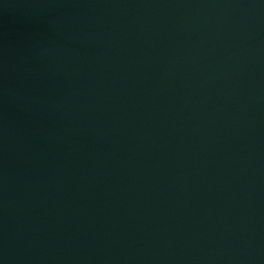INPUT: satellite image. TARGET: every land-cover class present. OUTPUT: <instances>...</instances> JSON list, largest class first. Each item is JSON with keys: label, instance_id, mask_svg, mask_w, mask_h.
Masks as SVG:
<instances>
[{"label": "water", "instance_id": "95a60500", "mask_svg": "<svg viewBox=\"0 0 264 264\" xmlns=\"http://www.w3.org/2000/svg\"><path fill=\"white\" fill-rule=\"evenodd\" d=\"M0 264H264V0H0Z\"/></svg>", "mask_w": 264, "mask_h": 264}]
</instances>
